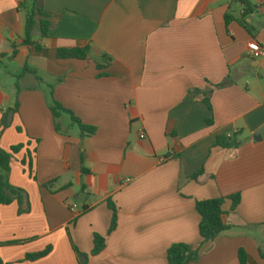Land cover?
<instances>
[{"label":"crops","instance_id":"0c3cea01","mask_svg":"<svg viewBox=\"0 0 264 264\" xmlns=\"http://www.w3.org/2000/svg\"><path fill=\"white\" fill-rule=\"evenodd\" d=\"M32 1L0 0V122L18 102L0 147L24 145L9 180L31 204L22 215L16 202L1 207L2 264H168L177 243L198 251L189 264H240V250L264 264V139L254 140L264 128V0H250L248 31L225 24L243 14L234 0H39L50 22L47 37L34 30L40 51L23 45ZM85 47L86 60L57 59ZM227 79L212 112L190 95ZM51 93L95 134L82 136L67 114L55 121ZM234 133L241 147H214ZM235 194L234 210L223 204L228 229L203 243L196 201ZM96 234L105 248L90 256Z\"/></svg>","mask_w":264,"mask_h":264},{"label":"trees","instance_id":"16d2710c","mask_svg":"<svg viewBox=\"0 0 264 264\" xmlns=\"http://www.w3.org/2000/svg\"><path fill=\"white\" fill-rule=\"evenodd\" d=\"M39 0H33L30 6L26 7V23H25V36L23 40V45L25 46H35L36 50L40 51L42 47L39 44H36L33 41L34 38V30L38 26L41 37H47L50 22L48 14L43 11L38 6ZM236 3L240 4L243 7V14L239 19L235 18L230 13L225 15V24L228 27L229 24L233 21H237L241 26H243L247 31L248 23L246 22V18L254 13L256 7L250 2V0H234ZM37 19L39 22L37 23ZM38 24V25H37ZM88 54V48H74V49H59L57 51V59H79L86 60ZM28 71V67H25L22 73ZM231 85V81L229 79L224 82L214 85L213 89H209L207 91L194 90L190 92L191 96H195L197 94L203 95V102L207 106L210 112H212V105L210 102V97L213 93L214 89H222ZM50 110L55 119H59L62 114H67L70 116V119L74 125H76L82 136H91L96 132V128L87 126L81 122L79 118H77L71 111L63 108L58 102L53 99L52 93L50 94ZM18 112V102H16L15 107L13 109H8L5 113H2V118L0 122V135L3 133L5 129H7L12 122V118L14 114ZM207 125H212L213 119L210 117L206 120ZM56 130L59 132L60 127L58 124L55 126ZM19 131L21 129H18ZM243 145V141L239 139V134L234 133L231 135H218L214 142V147H221L225 149H237ZM24 145H17L10 148L9 151L3 150L0 147V210L3 206H8L14 202H16L19 206V215L27 214L31 210V204L28 193L22 188L13 186L10 183L9 176L11 172V163L16 154H18ZM25 164V161H22ZM29 169L31 170V164L28 163ZM32 173V170H31ZM32 175V174H31ZM33 179L36 180V177L33 176ZM226 199H230L232 201L231 208L234 210L236 206L240 202V195L235 194L229 196L228 198H216L209 200L196 201V211L200 215V223H199V234L202 239V242H208L224 231L228 229V226L224 223V215L225 212L223 210V204ZM113 209L112 221L109 229V234L112 233L117 227V213L112 205H109ZM74 251L82 258L88 259V255L81 254L78 252L74 245ZM105 248V238L96 234L93 240V249L90 253V256L99 255L103 249ZM52 248L47 247L41 252H37L34 254H28L25 257L27 261H36L44 258L51 252ZM264 257V255H263ZM199 259V253L197 250H194L191 245L185 243H177L173 244L167 251V261L168 264H189L191 262H196ZM248 257L244 250L239 251V263L247 264ZM2 260L0 257V264H2Z\"/></svg>","mask_w":264,"mask_h":264},{"label":"built area","instance_id":"2783aa9c","mask_svg":"<svg viewBox=\"0 0 264 264\" xmlns=\"http://www.w3.org/2000/svg\"><path fill=\"white\" fill-rule=\"evenodd\" d=\"M248 52L249 56L254 60L259 59L263 54V50L256 40H252L248 43ZM145 137V133L141 131L140 138L144 139Z\"/></svg>","mask_w":264,"mask_h":264},{"label":"water","instance_id":"95a60500","mask_svg":"<svg viewBox=\"0 0 264 264\" xmlns=\"http://www.w3.org/2000/svg\"><path fill=\"white\" fill-rule=\"evenodd\" d=\"M264 139V128H262L259 132H257L255 135H254V140L255 141H262Z\"/></svg>","mask_w":264,"mask_h":264},{"label":"rangeland","instance_id":"374dc122","mask_svg":"<svg viewBox=\"0 0 264 264\" xmlns=\"http://www.w3.org/2000/svg\"><path fill=\"white\" fill-rule=\"evenodd\" d=\"M75 128H77V127H75Z\"/></svg>","mask_w":264,"mask_h":264}]
</instances>
